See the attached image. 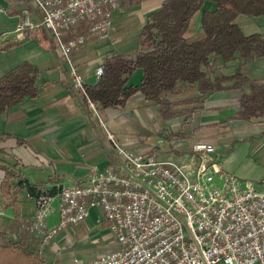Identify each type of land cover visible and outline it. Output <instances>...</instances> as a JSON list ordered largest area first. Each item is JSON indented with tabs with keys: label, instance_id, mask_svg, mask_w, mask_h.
Segmentation results:
<instances>
[{
	"label": "crops",
	"instance_id": "1",
	"mask_svg": "<svg viewBox=\"0 0 264 264\" xmlns=\"http://www.w3.org/2000/svg\"><path fill=\"white\" fill-rule=\"evenodd\" d=\"M122 1L120 5L125 7L128 0ZM162 1L143 0L128 9L139 11L119 9L115 16L117 24L109 40L94 41L70 55L82 79L83 88L96 85L99 79L97 67L113 54L134 55L135 38L132 42L124 38L125 27L136 20L143 24L146 16L156 11ZM0 4L8 9L6 14L0 13V44L5 46L0 48V78L22 62L35 65L39 71L38 95L0 115V167L15 166L29 185L45 187L55 194L61 187L80 184L93 167L102 169L114 160L121 161L115 154L114 144L135 154L156 153L158 157L164 158L170 154L180 155L178 150L187 151L193 143L212 144L210 136L196 138L195 133L197 129L214 127L216 148L212 145L216 154L220 155L221 152L217 150L218 143L226 139L240 142L236 158L239 159L238 155H241L248 160L245 167L250 164L257 171L259 182L254 181L256 178L238 181L228 172L230 170L226 172L221 165L223 171L233 176L241 188L251 184L258 191L264 190V122L252 124L235 118L239 111V91L216 92L207 97L202 108L192 114L184 138H169V134L180 131L184 116L161 120L158 107L146 102L139 93L131 96L121 107L98 108L88 99L84 89L76 87L55 50L49 32L43 29L15 32L28 8L26 1L0 0ZM212 10L213 5L205 3L203 11ZM30 17L34 18L31 14ZM199 19V14L194 16L188 34L190 37H197ZM195 23L196 27L193 25ZM237 24L246 36L264 35V16H242L237 19ZM233 72V67L223 69L226 75H232ZM246 75L252 80L264 82V57H255L247 65ZM141 78L142 73L137 70L130 77L129 84L138 85ZM197 96V92L188 91L173 99ZM108 134L112 136V141ZM151 139L155 140L151 142ZM160 140L163 143L159 144ZM173 142L178 143L176 149L173 148ZM228 167L231 168V164ZM3 178L4 172L0 170V184ZM27 195L21 191L18 199L23 215L30 220L34 212V200ZM13 219L12 208L1 209L0 206V229L10 226ZM85 221L94 230L93 234L97 232L105 236L109 233L108 224L99 210H91ZM56 222L57 214L54 213L47 220L48 227L54 226ZM72 239L69 231H60L43 250L41 260L47 264L57 262L56 254L70 248Z\"/></svg>",
	"mask_w": 264,
	"mask_h": 264
},
{
	"label": "built area",
	"instance_id": "2",
	"mask_svg": "<svg viewBox=\"0 0 264 264\" xmlns=\"http://www.w3.org/2000/svg\"><path fill=\"white\" fill-rule=\"evenodd\" d=\"M25 1L28 8L15 32H49L67 72L83 90L70 55L110 39L112 16L122 0ZM7 11L0 4V13ZM77 27L83 31L76 33ZM101 74L97 67L98 78ZM114 148L121 161L93 167L80 184L55 194L38 188L28 231L39 256L62 229L99 210L115 247L72 264H264V190L251 184L241 188L222 170L212 144L193 143L186 152L164 158ZM54 213L57 222L48 227Z\"/></svg>",
	"mask_w": 264,
	"mask_h": 264
},
{
	"label": "trees",
	"instance_id": "3",
	"mask_svg": "<svg viewBox=\"0 0 264 264\" xmlns=\"http://www.w3.org/2000/svg\"><path fill=\"white\" fill-rule=\"evenodd\" d=\"M143 0H128L126 10ZM205 3L212 11H203ZM199 14V32L190 37L191 23ZM264 16V0H163L145 18L135 36V53L113 54L102 62V74L94 86L84 87L88 99L100 109L123 106L136 93L158 107L160 119L184 116L181 129L169 138L182 139L192 114L216 92L239 91L236 119L252 124L264 122V82L247 77V65L264 57V35L246 36L237 24L239 17ZM76 33L83 31L81 27ZM5 46L0 44V48ZM233 67L232 75L223 69ZM140 70L141 81L130 85L132 74ZM38 68L22 62L0 78V115L11 107L38 95ZM188 91L189 99H173ZM2 135L0 134V138ZM2 153V150H0ZM16 167L1 166V209L12 208L10 226L0 229V264H47L36 252L37 242L29 234L30 221L21 211V191L34 196ZM55 262L54 264H57Z\"/></svg>",
	"mask_w": 264,
	"mask_h": 264
},
{
	"label": "rangeland",
	"instance_id": "4",
	"mask_svg": "<svg viewBox=\"0 0 264 264\" xmlns=\"http://www.w3.org/2000/svg\"><path fill=\"white\" fill-rule=\"evenodd\" d=\"M123 2V1H122ZM121 2V3H122ZM120 11L125 10L124 6L120 5ZM119 11V10H118ZM127 11H139L138 9H132ZM118 12H116L112 16V22H111V30L115 28L117 22L115 20V16ZM197 23V22H196ZM194 27L197 26V24ZM142 26V22L140 20L134 21V23H129L127 27H125V30L123 32V36L127 41L132 42L136 36V34L139 32L140 27ZM120 30V29H119ZM111 31V33H112ZM203 131V132H202ZM215 133V135H212ZM204 136L205 138L211 139L212 144L216 148V130L214 127L211 128H204V130H196L195 137ZM154 141L155 139H151ZM240 142H236L235 140H229L226 139L225 141H222L218 143L217 150L221 151L220 155L216 154L215 149V156L218 158V162L220 166L224 167L223 169L227 172H230L234 177L238 179V181H250L253 178H256L254 180L255 182H259L257 171L252 169L249 165L248 167H245L248 164V160L238 155L240 158L237 159V148L240 147ZM234 155V156H232ZM250 159V158H249ZM231 164V168L228 167V165ZM222 169V170H223ZM56 206V204H55ZM53 222V220H51ZM50 222V223H51ZM87 221H83L77 224H72L69 227H66L62 229L61 231H69V234L73 236L72 245L70 248H65L64 251L61 250L60 253L56 254V260L57 264H72L74 259H77L79 261H91L95 259L100 254L104 253L106 250H111L112 247L115 245V239L114 235L109 231L105 236H100L97 234H93V229H91L88 226ZM101 252V253H99ZM99 253V254H98ZM42 257V255H41ZM54 264V263H53Z\"/></svg>",
	"mask_w": 264,
	"mask_h": 264
},
{
	"label": "flooded vegetation",
	"instance_id": "5",
	"mask_svg": "<svg viewBox=\"0 0 264 264\" xmlns=\"http://www.w3.org/2000/svg\"><path fill=\"white\" fill-rule=\"evenodd\" d=\"M184 151H186L185 149H182V151L178 150L177 152L182 154Z\"/></svg>",
	"mask_w": 264,
	"mask_h": 264
}]
</instances>
